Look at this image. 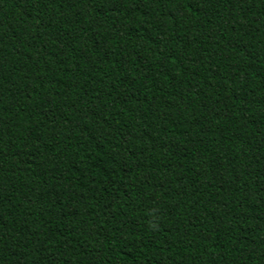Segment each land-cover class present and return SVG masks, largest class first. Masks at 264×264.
<instances>
[{
  "label": "trees",
  "instance_id": "16d2710c",
  "mask_svg": "<svg viewBox=\"0 0 264 264\" xmlns=\"http://www.w3.org/2000/svg\"><path fill=\"white\" fill-rule=\"evenodd\" d=\"M0 264H264V0H0Z\"/></svg>",
  "mask_w": 264,
  "mask_h": 264
}]
</instances>
